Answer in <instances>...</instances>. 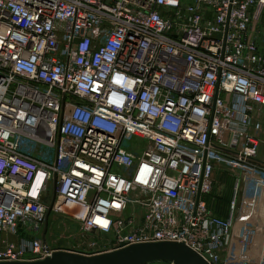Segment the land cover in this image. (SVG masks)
I'll list each match as a JSON object with an SVG mask.
<instances>
[{
	"label": "built area",
	"instance_id": "built-area-1",
	"mask_svg": "<svg viewBox=\"0 0 264 264\" xmlns=\"http://www.w3.org/2000/svg\"><path fill=\"white\" fill-rule=\"evenodd\" d=\"M263 14L264 0H0V261L67 250L40 236L57 216L83 232L68 251L180 241L210 264H264ZM224 167L227 217L208 201Z\"/></svg>",
	"mask_w": 264,
	"mask_h": 264
},
{
	"label": "water",
	"instance_id": "water-1",
	"mask_svg": "<svg viewBox=\"0 0 264 264\" xmlns=\"http://www.w3.org/2000/svg\"><path fill=\"white\" fill-rule=\"evenodd\" d=\"M210 264L199 252L180 241H151L98 254H83L58 250L52 255L36 260L0 261V264Z\"/></svg>",
	"mask_w": 264,
	"mask_h": 264
},
{
	"label": "rangeland",
	"instance_id": "rangeland-1",
	"mask_svg": "<svg viewBox=\"0 0 264 264\" xmlns=\"http://www.w3.org/2000/svg\"><path fill=\"white\" fill-rule=\"evenodd\" d=\"M130 140L136 141L135 139ZM261 155L264 157V145L261 149ZM235 179L236 177H234L226 167L221 169L217 168L214 172L213 190L208 196V201L214 212L221 216L229 212L230 202L234 196ZM258 191L262 192L261 190ZM240 211L242 212L241 209ZM240 226L242 228V222H240ZM47 228V239L53 248L81 251L80 244L83 240V232L77 223L67 221L61 217L51 216ZM237 234L238 233L235 231L232 237L234 245L238 242L236 240L238 238ZM102 239H105V237H99V240Z\"/></svg>",
	"mask_w": 264,
	"mask_h": 264
},
{
	"label": "crops",
	"instance_id": "crops-1",
	"mask_svg": "<svg viewBox=\"0 0 264 264\" xmlns=\"http://www.w3.org/2000/svg\"><path fill=\"white\" fill-rule=\"evenodd\" d=\"M254 26V30H251L250 32V36L256 40L259 44V47L261 49V52L264 53V14L263 16L261 17V20H260V23H253L251 28H253ZM229 215V212L228 214L226 213L224 216H228ZM48 229H45L42 231V233H40V236H45L46 235V238L48 237ZM13 240H18V237H15L13 238ZM48 240V239H47ZM155 263H158V264H163V263H170V262H163V261H160V262H153V263H148V264H155ZM172 264V263H170Z\"/></svg>",
	"mask_w": 264,
	"mask_h": 264
}]
</instances>
